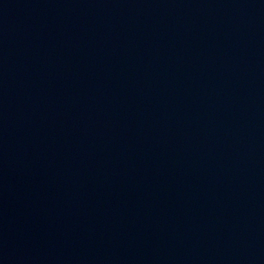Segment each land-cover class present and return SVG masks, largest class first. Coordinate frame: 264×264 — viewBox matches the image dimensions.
Returning a JSON list of instances; mask_svg holds the SVG:
<instances>
[{
  "label": "water",
  "instance_id": "obj_1",
  "mask_svg": "<svg viewBox=\"0 0 264 264\" xmlns=\"http://www.w3.org/2000/svg\"><path fill=\"white\" fill-rule=\"evenodd\" d=\"M0 264H264V0H0Z\"/></svg>",
  "mask_w": 264,
  "mask_h": 264
}]
</instances>
